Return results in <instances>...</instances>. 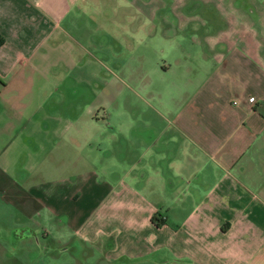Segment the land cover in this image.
<instances>
[{
  "label": "crops",
  "instance_id": "crops-1",
  "mask_svg": "<svg viewBox=\"0 0 264 264\" xmlns=\"http://www.w3.org/2000/svg\"><path fill=\"white\" fill-rule=\"evenodd\" d=\"M81 1L0 0V206L51 218L21 225L18 240L45 250L46 264L76 254L81 264L92 254L94 264H264V0L240 3L206 35L194 53L205 64L163 61L159 71L178 69L191 92L162 99L145 86L142 116L126 114L123 128L101 61L73 64L76 97L64 78L51 82L67 67L65 26ZM139 119L142 141L119 148L120 135H141ZM45 170L41 198L30 176Z\"/></svg>",
  "mask_w": 264,
  "mask_h": 264
},
{
  "label": "rangeland",
  "instance_id": "rangeland-1",
  "mask_svg": "<svg viewBox=\"0 0 264 264\" xmlns=\"http://www.w3.org/2000/svg\"><path fill=\"white\" fill-rule=\"evenodd\" d=\"M245 1L248 0L81 1L77 4L78 8L74 11L71 9L69 13L74 21L65 26L63 39H66L68 49L63 66L67 64V67L65 72H58L55 82H51L59 83L64 78L65 91L71 97H76L74 91L79 86V76L72 69L73 64L76 61L82 64L101 61L105 68L100 70V74L104 76L108 71V75L116 80L117 108L110 114L112 118L116 117L123 128L127 124L126 114L132 115L135 120L142 116L145 109V86L152 87V91H156L154 96L162 99L166 98V89L168 94L180 99L184 98L186 92H191V89L180 88L179 85L186 79L180 77L178 69L175 72L163 73L159 71V65L167 60L172 64L184 65L186 70H192L195 65L205 64L206 57L194 56V53L198 48L203 50V45L207 47L203 42L206 35L223 30L226 27L224 17ZM160 16L166 18V21L160 19ZM179 20L183 22L181 29ZM114 46L118 48L116 53L109 50V58L103 54L105 48ZM173 51L181 52L182 56L170 53ZM111 55L113 58L109 61ZM55 58L58 59V56ZM58 65L62 66V63ZM106 112L107 110L99 108L97 114L105 115ZM140 119L135 128L141 135H120L119 148H132L134 142L142 141V133L146 130H143ZM134 148H141V145L136 144ZM19 173L17 170L16 174ZM22 173L24 175L25 171L22 170ZM30 177L31 184L35 186L39 196L45 197L49 180L46 170L45 174ZM19 180L21 179L18 178L17 181ZM19 206L16 201L8 202L4 207L0 206V264H46L45 250L40 253L41 250L34 247L33 240L29 237L20 241L18 238L22 232L21 225L28 226L33 224V221H40V224L50 226L48 223L51 218L43 217L42 213L24 217L18 212ZM36 208L41 212L44 207L40 202ZM59 218L64 220L62 216ZM74 258L76 261L72 264L84 262L79 254ZM84 259L86 264L96 262L93 254Z\"/></svg>",
  "mask_w": 264,
  "mask_h": 264
},
{
  "label": "trees",
  "instance_id": "trees-1",
  "mask_svg": "<svg viewBox=\"0 0 264 264\" xmlns=\"http://www.w3.org/2000/svg\"><path fill=\"white\" fill-rule=\"evenodd\" d=\"M151 220L154 221V223L156 224L160 223V220H157L154 216L151 217Z\"/></svg>",
  "mask_w": 264,
  "mask_h": 264
}]
</instances>
